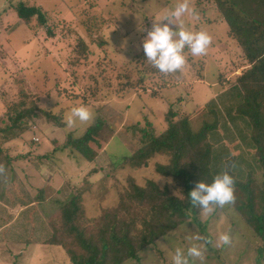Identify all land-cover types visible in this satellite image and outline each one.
<instances>
[{
  "label": "rangeland",
  "instance_id": "rangeland-1",
  "mask_svg": "<svg viewBox=\"0 0 264 264\" xmlns=\"http://www.w3.org/2000/svg\"><path fill=\"white\" fill-rule=\"evenodd\" d=\"M19 1L45 13L52 38L35 19L29 24L17 19L12 6ZM177 2L0 0V164L6 170L0 175V264H67L64 255L47 244L53 239L48 218L81 190L88 219L116 210L120 192H135L133 185L154 183L181 197L179 183L157 171L158 165L168 163L167 156H155L140 167L133 163L113 167L121 158H134L144 147L142 131L154 129L161 134L170 111L178 119L186 114L194 116L196 131L206 120L209 107H216L217 140L212 142L216 160H230L228 170L237 181L244 182L250 172L256 186L251 199H260L264 175L248 146L246 120L234 114L238 99L231 96L237 76L249 67L240 48L229 39L227 25L218 21L213 3L193 0L198 19L187 14L183 17L191 30H205L212 36L206 55L193 57L186 48L185 66L167 75L147 61L143 40L153 23ZM203 13L214 23L205 25ZM173 28L178 30L176 25ZM98 36L105 40V46H98ZM80 40L90 49L82 61ZM76 59L79 61L74 62ZM84 100H88L94 118L67 126L65 116ZM230 107L231 116L227 115ZM201 109L205 117H198ZM23 112L30 119L17 122L16 116ZM69 137H91L90 146L98 155L87 161L81 155L73 156L71 147L54 150L64 147ZM222 162L216 163L218 173ZM10 183L15 189L5 187ZM246 196L235 186L234 204L223 210L216 208L209 216L201 213L198 222L189 220L147 247L139 261L123 264H172L177 247L186 252L192 243H203L188 239L196 235L211 243L205 246L203 262L189 258L190 264H264L263 242L246 223L244 213L235 208L247 200ZM129 203V207L140 209L141 202ZM254 205L259 210L255 201ZM221 233L231 236L230 245L215 246ZM29 245L37 246L32 248L33 260L29 256L13 263L15 254L26 252Z\"/></svg>",
  "mask_w": 264,
  "mask_h": 264
},
{
  "label": "trees",
  "instance_id": "trees-1",
  "mask_svg": "<svg viewBox=\"0 0 264 264\" xmlns=\"http://www.w3.org/2000/svg\"><path fill=\"white\" fill-rule=\"evenodd\" d=\"M210 1L218 13V21L227 25L228 37L240 48L249 67L241 76H237L236 85L231 88V96L238 99L237 106L233 108L234 114L246 120L249 129L248 146L254 151V160L264 175V0ZM12 10L17 19L24 24H29L35 19L39 27L46 28V15L40 8L19 1L12 6ZM203 15L205 19H202V22L205 25L214 23L205 13ZM46 36L53 37L47 28ZM98 39L99 47L106 45L103 38L98 36ZM79 48L80 60H85L90 55V49L82 40ZM77 61L79 60L76 59L74 62ZM93 79L97 80V77ZM87 95L89 97L92 94L90 92ZM83 98L87 99L85 96ZM82 104L89 106L88 100H84ZM213 104L214 102L210 106ZM37 107L39 111L48 115L41 106ZM209 108L206 120L196 131H193L192 126L194 116L186 114L178 119L173 111L168 112L164 119L167 126L161 134L157 135L154 129L152 132L142 131L144 147L134 158L126 156L121 158L118 164H113V167H116L133 163L135 167H140L155 156H167L168 163L158 165L157 171L160 175L171 177L173 181L179 183L182 187L181 197L172 195L168 187L159 188L154 183L145 187L133 185L135 192H125V195L120 192L116 210L101 212L95 219H88L80 195L84 190H81L78 192L79 195L71 197L66 204L49 216L48 223L51 225L53 239L47 244L58 249L67 259V264H123L128 260L139 261L142 251L173 233L189 220L198 222L202 210L192 206L188 194L200 181L211 183L213 177L218 174L217 168H220L216 163L218 165L222 162V159L216 160L212 148V142L217 140L219 114L215 110L216 107ZM231 109L230 107V110H227L229 116ZM34 115L35 111L30 118ZM200 116L205 117L202 109L198 113V117ZM24 118L27 121L30 119L25 112L18 113L15 120L19 122ZM91 141V137L77 139L69 137L64 147L54 150L71 147L74 150L73 156L81 155L87 161H93L98 154L93 146H90ZM229 163L230 160L222 162L221 171L226 165L230 166ZM245 178L244 182L235 180V186L241 187L243 193L247 194V200L235 208L244 213L246 223L253 228L264 245V189L259 190V200L253 198L258 210L251 199L256 189L252 183L251 173L248 172ZM5 187L15 189L16 185L10 183ZM135 200L141 202L138 205L140 209L133 205L129 207V202ZM223 209L225 208H219ZM121 210L125 212L120 213ZM14 258L13 263H17L18 256Z\"/></svg>",
  "mask_w": 264,
  "mask_h": 264
},
{
  "label": "clouds",
  "instance_id": "clouds-1",
  "mask_svg": "<svg viewBox=\"0 0 264 264\" xmlns=\"http://www.w3.org/2000/svg\"><path fill=\"white\" fill-rule=\"evenodd\" d=\"M190 15L198 19V14L193 6V0H178L174 9L170 10L160 20L153 23L147 37L143 40L144 53L153 67L162 74L175 73L181 70L187 57V48L193 57L207 54L212 44V36L205 30H191L186 26L183 17ZM167 21L166 23H161ZM178 26V30L173 28ZM94 118L92 111L84 104L73 106L65 116V123L72 127L77 121L86 123ZM234 167V165H232ZM229 166L213 177L211 183L200 181L188 194L192 206L202 210V215H211L217 207L235 203V179L229 173ZM5 166L0 164V175L5 173ZM190 241H203V243H192L186 252L177 247L172 255V264H190V259L204 260L205 246L211 243L199 235L188 237ZM231 236L228 233L218 235L215 246L222 247L231 244Z\"/></svg>",
  "mask_w": 264,
  "mask_h": 264
},
{
  "label": "crops",
  "instance_id": "crops-1",
  "mask_svg": "<svg viewBox=\"0 0 264 264\" xmlns=\"http://www.w3.org/2000/svg\"><path fill=\"white\" fill-rule=\"evenodd\" d=\"M220 22V21H219ZM230 39V38H229ZM230 40H232V39H230ZM234 43H235V41L234 40H232ZM77 171V170H76ZM30 246V245H29ZM33 247H37V246H30V249H29V247H22V249L23 250H25L24 248H26V249H28V250H26V252H24V253H22V251H18V254H15V256H18V259H17V262L19 261V262H22V261H24L25 259H28V257L29 256H31V258L30 259H32L33 260ZM28 253V254H27ZM23 254V255H22ZM36 255H37V253H35ZM37 263V262H36ZM39 263V262H38ZM29 264H31L30 263V261H29Z\"/></svg>",
  "mask_w": 264,
  "mask_h": 264
}]
</instances>
